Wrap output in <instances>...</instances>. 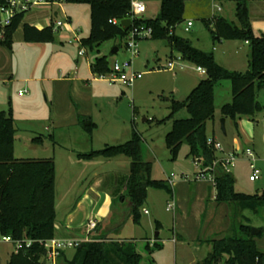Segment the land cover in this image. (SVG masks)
Returning a JSON list of instances; mask_svg holds the SVG:
<instances>
[{
	"label": "rangeland",
	"instance_id": "374dc122",
	"mask_svg": "<svg viewBox=\"0 0 264 264\" xmlns=\"http://www.w3.org/2000/svg\"><path fill=\"white\" fill-rule=\"evenodd\" d=\"M141 1L146 5V12L140 17L155 18L161 0ZM263 3L264 0L254 2L255 9H261ZM218 7L221 11H217ZM235 7V0H188L184 20L176 26L175 34L190 40L202 51L212 52L214 59L225 64L227 69L243 72L248 65V44L242 40H222L223 44L213 40L210 30L215 31V26L212 22L206 26L203 20L214 12L237 24ZM54 12H57L56 16ZM2 17H5L4 13ZM50 17L53 21L69 19L72 31L60 29L54 32L55 39L49 43L23 40L24 23L45 27ZM188 21L192 26H187ZM89 31V4L60 0L51 7H31L13 33L12 47L0 46V111L12 112L14 156L17 159H53L55 208L61 215L88 183L99 182L113 192L123 180L126 181L125 176L130 170V159L124 155L80 160L78 154L123 143L135 130L141 136L142 158L151 163L152 179L168 181L169 177L173 193L149 187L140 222L128 219L116 236L135 241L141 254L140 264H199L211 249L208 242L199 244L200 239L228 234L235 213L227 204H217L212 197L205 209L204 197L208 189L215 193L214 184L194 180L198 165L187 156L189 148L186 144L181 145L177 156L171 159L165 135L173 120L168 118L172 101L183 102L206 75L199 73L196 64L183 59L162 40H138L137 54L133 56L125 48L126 36H116L92 48L82 46L81 40L89 35ZM118 45L119 50L112 54V48ZM80 47L85 48L82 56L78 55ZM103 55L107 56L109 64L131 58L132 69L141 77L131 87L94 78L96 75L91 73L89 64ZM24 90L26 92L19 96V91ZM257 97L264 106V88ZM214 98V119L207 123V135L213 136L225 152L239 151L238 160L230 166L236 191L261 194L264 191V161L261 160L264 108L254 120L247 116L235 121L226 119V132L223 133L220 106L231 99L229 80L216 85ZM78 116L87 118L86 122L78 123ZM187 116V111L182 109L174 119ZM38 137L43 139L42 143L33 141ZM246 147L252 148L260 158L254 163L260 172L256 181L249 180L251 161L243 155ZM124 203L117 195L112 215L103 229L117 222ZM168 203L174 204L170 210H167ZM144 210L148 212L144 213ZM202 212H205L203 218ZM236 215L238 224L243 222L255 229L264 228V207L257 211L237 210ZM148 241H158L162 246L149 253L145 247ZM256 244L264 250V232L256 238ZM12 252V245L0 243V264H7ZM73 252L74 248L67 249L68 256Z\"/></svg>",
	"mask_w": 264,
	"mask_h": 264
},
{
	"label": "trees",
	"instance_id": "16d2710c",
	"mask_svg": "<svg viewBox=\"0 0 264 264\" xmlns=\"http://www.w3.org/2000/svg\"><path fill=\"white\" fill-rule=\"evenodd\" d=\"M7 0H0V4ZM57 2L60 0H50ZM65 2L87 3L90 8L89 35L81 40V45L92 48L116 36L125 37L129 30H123L120 23L129 17L130 0H64ZM188 0H161L158 15L153 19L142 17L133 20V25L150 27V39L162 40L189 60L206 70V77L191 89L183 102L174 100L168 115L172 120L171 129L165 135V144L171 159H174L181 145L189 148L188 157L199 166H208L216 158V151L207 144V123L214 119V89L222 80L231 84V99L220 106L221 117L236 120L242 116L254 117L262 112L264 106L258 100V92L264 88V35H255L249 21L247 1L235 0L237 24L223 16L203 19L206 26L212 22L215 31L210 30L213 40H242L249 46L247 69L243 72L229 70L219 64L212 52L195 47L188 39L175 34V28L184 20L185 4ZM25 12L16 13L6 28L0 46L12 47V36L20 26ZM23 40L27 43H49L55 39L51 26L41 29L29 23L22 25ZM119 50V45L116 46ZM117 50V51H118ZM109 71L106 55L96 57L91 63L92 74L98 77ZM185 109L186 118L174 119V115ZM84 123V121H81ZM14 120L12 112L0 111V233L10 235L13 240H32L9 255L7 264H44L41 260L45 249L39 241L54 237L55 210V166L52 158L17 159L14 156ZM42 138H34L42 143ZM141 136L133 130L131 138L123 143L107 145L100 150L78 154L80 160H91L97 156L111 158L119 155L130 159V170L125 181V195L122 214L109 228L103 229L106 220L97 223L88 240H83L74 248L71 259L64 257L62 251L58 258L64 264H140L141 254L133 239H119L117 235L128 219L139 223L147 189H163L172 193L167 181L152 179L151 163L144 161L141 150ZM215 196L218 203L227 204L235 213L231 218L228 234L208 239L211 249L199 264H264V250L256 244L264 228L252 234L248 223L236 221V211L249 209L257 211L264 207V191L261 194H247L235 189V181L230 173L219 166L215 171ZM93 232V230H92ZM91 233V232H90ZM89 233V234H90ZM162 246L158 241L146 244L147 250ZM13 247V246H12ZM258 259V262L256 261Z\"/></svg>",
	"mask_w": 264,
	"mask_h": 264
},
{
	"label": "built area",
	"instance_id": "2783aa9c",
	"mask_svg": "<svg viewBox=\"0 0 264 264\" xmlns=\"http://www.w3.org/2000/svg\"><path fill=\"white\" fill-rule=\"evenodd\" d=\"M54 2L50 0H7L6 3L0 4V40L4 39V34L6 28L11 24L16 13L26 12L33 6H50ZM220 10V8H218ZM146 12V5L141 0H130V10H129V19L131 20L130 26L128 28L129 32L127 34L128 41L125 43V48L130 51V53L135 56L137 54V41L140 39H150L152 36V30L150 27L144 25H133V20L139 18L141 14ZM5 14V17H2V14ZM112 22L120 23L116 19H113ZM192 25L191 21L187 22V26ZM47 26H51L53 32H56L60 29L65 31H72L69 25V19L64 21H49ZM85 53V48L80 47L78 50V55L81 56ZM170 66L172 64L170 63ZM196 70L201 74H206V70L202 67H197ZM141 77L139 72H136L132 69V60L131 58L122 62L114 60L109 64V71L105 74L99 75L98 78L103 79L107 82H119L126 87H131L133 83ZM97 78V77H96ZM24 91H19V95H23ZM261 124L264 126V115L261 118ZM207 144L214 148L216 151V158L213 160L212 164L208 166H199L198 170L194 176L195 181H207L215 184V171L219 166L224 172L230 173V166L235 163L239 158V151L236 149L234 151L225 152L221 144L213 137L208 136ZM243 155L246 156V160L251 161L249 166L251 168V174L249 175L250 181H256L260 178V172L255 168V161L259 160L256 156L254 150L250 147H246L243 151ZM264 161V153L261 158ZM168 181L172 183L171 179L168 177ZM174 206L173 203L167 204V210H170ZM147 210H144V213H147ZM96 219H88L86 227V237L83 240L89 239V233L95 229L97 225ZM83 240L74 239V238H58L52 237L44 240H40L39 243L45 249V253L42 256L41 260L44 264H58V258L62 251L68 248L77 247ZM0 243L10 244L13 246L15 252L25 244L26 247L30 246L32 240H13L10 235H4L0 233ZM151 245L153 242L151 241ZM258 262V259H256Z\"/></svg>",
	"mask_w": 264,
	"mask_h": 264
},
{
	"label": "crops",
	"instance_id": "0c3cea01",
	"mask_svg": "<svg viewBox=\"0 0 264 264\" xmlns=\"http://www.w3.org/2000/svg\"><path fill=\"white\" fill-rule=\"evenodd\" d=\"M254 2H259V0H248L247 1L250 25L255 35H264V3L261 5L262 6L261 9L256 10L257 8L255 6L257 5H255ZM52 5L53 4H51L50 7ZM218 8H217V11H221V8L220 10ZM54 15L56 16L57 12H54ZM215 16H221V15H215V13L212 12L211 15L206 17V19H211L212 17H215ZM49 21H53V19L50 17ZM43 27L44 26H37V28L39 29ZM222 40H225V39H222ZM222 40H219L218 42L223 44ZM225 41H228V40H225ZM221 65L222 66L224 65L225 68L227 67L225 64L221 63ZM89 67L91 70V63L89 64ZM94 78L96 77L94 76ZM19 96H22V95H19ZM77 118H78V123H81V121L86 122L87 120V118L82 117V116H78ZM259 122L260 121L258 120L257 123ZM196 163L198 164L197 161ZM167 182L171 185L169 181ZM118 186L119 187L114 189L112 192L111 190L105 188V186H101L99 182L88 183L83 188L81 193L73 199V203L66 205L67 207L61 215L57 214V211H56L54 237H58V238L69 237V238L81 239V240L85 239L86 237L85 224L87 220L96 219V221L100 224L101 221L106 220L108 217L112 215V207H113L114 201L117 198V195L118 196L125 195L126 193L125 180H123ZM206 187L209 188L210 186L206 184ZM172 193H173V190H172ZM214 196H215V193H212L211 190L208 189V192L204 197L205 209H206L208 202L210 201V197L214 199ZM125 200L126 199L124 198V201ZM217 204H220V203L217 202ZM204 214L205 212L201 213V218H203ZM111 225H109L108 228ZM94 234L95 232L93 230V232L91 231L89 236L91 237ZM114 237L119 238V239H128V238H120L119 236H116V235H114ZM206 241L207 239H202V240L200 239L199 244H202L203 242H206ZM73 254L74 252L70 256H68L67 249L64 250V257L66 259H71Z\"/></svg>",
	"mask_w": 264,
	"mask_h": 264
},
{
	"label": "water",
	"instance_id": "95a60500",
	"mask_svg": "<svg viewBox=\"0 0 264 264\" xmlns=\"http://www.w3.org/2000/svg\"><path fill=\"white\" fill-rule=\"evenodd\" d=\"M130 23H131V20H130L129 18H124V19H122V20L120 21L121 28H122L123 30H127V29L129 28V26H130ZM117 50H118V48L115 46V47L112 48L111 53H112V54H115V53L117 52ZM225 121H226V119H225L224 117H222V118L220 119V128H221V131H222L223 133L226 132V130H225ZM258 232H259V229H255V228H252V229H251V233H252V234H257ZM156 235H157V234H156Z\"/></svg>",
	"mask_w": 264,
	"mask_h": 264
}]
</instances>
